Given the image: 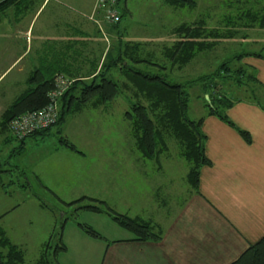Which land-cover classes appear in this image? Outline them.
<instances>
[{
	"label": "rangeland",
	"instance_id": "rangeland-1",
	"mask_svg": "<svg viewBox=\"0 0 264 264\" xmlns=\"http://www.w3.org/2000/svg\"><path fill=\"white\" fill-rule=\"evenodd\" d=\"M40 1L31 2L20 14L9 8L7 14L0 15V118L6 106L27 86V77L35 66L62 62V72L71 76V82L80 76L89 80L101 71L107 54L117 52L118 37L126 49L125 60L130 61L131 56L144 58L134 65L180 82L215 71L224 61H229L231 69L242 65L247 54L238 60L233 58L234 53L264 54V26L250 20L252 12H264V0H194L193 5L166 0H120L127 12L121 18L119 32L113 21L97 9V0H49L38 14ZM63 8L65 15L60 13ZM64 18H68L67 31L60 35ZM195 21L202 23L207 33L203 39L214 41L213 44L182 66L172 64L164 52L180 36L172 29L181 22ZM54 29L56 38L51 34ZM46 30L52 36H47ZM62 42L61 51L60 46L53 48ZM246 67L256 74L253 66ZM108 74L118 82L119 94L101 103L94 97L81 103L72 101L59 133L54 124L44 137L28 136L25 150L16 153L17 138L6 142L8 131L0 132V169L11 168L0 172L4 183L0 182V215L6 212L0 216V226L10 240L23 246L24 264H37L36 258L46 242L50 243V256L56 244L66 245L57 246L55 264H99L96 254L114 238L136 234L112 214L146 220L153 227V221H163L171 215L190 190L187 172L192 162L182 153L184 143L166 130V145L159 144L152 157L143 155L136 144L134 121L125 112L132 100L141 101L148 110L150 101L135 94L119 64L111 67ZM232 76L236 78L235 73ZM202 81L186 84L187 114L193 119L205 110L207 90L204 91ZM242 82L245 84L233 78H217L216 89L232 101L247 98L253 81L243 77ZM72 92L79 94V89ZM208 93L215 96L217 92L208 88ZM65 98L67 95L58 98L59 109L67 101ZM149 114L152 116L151 109ZM59 135L73 141L82 152L63 145ZM37 151L38 155L39 151L45 152L46 173L44 169L39 173L32 168ZM81 196L84 197L80 200L66 203ZM87 203L103 209L82 206Z\"/></svg>",
	"mask_w": 264,
	"mask_h": 264
},
{
	"label": "trees",
	"instance_id": "trees-1",
	"mask_svg": "<svg viewBox=\"0 0 264 264\" xmlns=\"http://www.w3.org/2000/svg\"><path fill=\"white\" fill-rule=\"evenodd\" d=\"M35 0H0V15L7 14L9 8H15V12L20 14ZM172 4H188L193 5L194 0H166ZM116 7L118 9V15L113 21V25L119 32L122 16L127 12L125 6L121 5L120 0H116ZM250 20L256 21L258 25L264 26V12L256 13L252 12ZM1 17V16H0ZM122 31V30H121ZM173 32L180 34L179 38L171 45L164 48V52L170 59L172 64L178 63L182 66L189 61L197 52L201 49L209 47L214 41H208L203 39L205 31H203L202 23L195 22H181L172 29ZM216 31H209L213 33ZM216 33H214L215 36ZM121 36V35H119ZM119 44L117 52L112 55L108 53V58L103 62V67L99 73L93 74L89 80L83 79L81 76L73 79L70 86L62 93V98L66 97L67 101L60 105L59 114L54 123L47 127L35 129L24 136L18 137L12 133L9 128V121L29 110L39 108L46 104L49 99V91L55 86V75L62 73L67 77H71L62 72L65 66L62 62L52 64L44 62L42 65L35 66L33 71L27 77V86L23 88L6 106L3 110L0 118L1 131H8V137L5 141H11L13 138H17L19 143L15 146L16 153H20L25 149L26 137H44L49 133V129L52 125L58 126L57 132L61 131V124L65 119V114L69 111L72 101L85 102L86 100L94 97L97 102H107L116 97L120 92L119 84L116 80L111 78L108 71L111 67L119 64L121 72L127 77V80L131 82L134 87L135 94L144 95L150 101L149 110L152 111V116L149 114L148 106L143 104L139 100L130 101V109L126 110V115L132 118L136 128V144L139 150L146 157H152L158 145L165 146V134L164 131L174 133L184 143L182 153L192 162V167L187 172L188 181L192 187H196L198 183V173L201 164L208 162V158L204 153V137L205 134L200 128L202 116L193 119L187 114V107L189 101V92L186 88L187 83H193L203 80L202 83L204 91H206V102L204 106L207 112L216 114L221 119L227 121L231 125L234 123L226 115L224 109L226 106H230L233 101L226 96L225 93L217 91L218 83L217 78L220 80L226 78H233L237 83L245 84L242 82V78L246 81H253L247 91L249 95L247 97L252 98L254 101L263 103L264 100V84L259 81L254 71L248 72L247 65H239L238 67L231 69L227 62L224 61L219 64L215 71L208 74L200 75L194 79H187L185 82L171 80L165 74L160 72H151L142 68L136 67L135 62L145 60L131 56L130 61L124 59L125 47L120 45L121 37H118ZM63 53V51H62ZM244 54H253L264 57L262 52H238L234 53L233 58L241 59ZM62 55V54H61ZM158 66L164 67L163 64L157 63ZM236 74V78L233 75ZM246 74V75H245ZM86 75V74H85ZM242 77V78H240ZM208 88L214 90L215 96L208 93ZM79 89V94H74L72 91ZM209 94V95H208ZM208 95V96H207ZM238 132L244 137L246 141L250 140V133L237 127ZM58 140L65 146L72 148L78 152L81 150L71 141L64 137H58ZM82 152V151H81ZM8 161V160H7ZM16 167L17 164H14ZM13 168V167H12ZM17 168V167H16ZM0 169L2 170H10ZM0 181L4 185L0 175ZM84 196L78 197L71 201H67L69 204L73 201L80 200ZM82 206L89 207L94 210H102L103 208L95 203H87ZM110 209V208H109ZM3 213H1L2 215ZM0 215V216H1ZM119 223L135 231L137 238H144L152 235V227L149 221L139 220L136 217L129 216L127 214H112ZM63 222H61L62 226ZM87 231L93 232L96 235H100L97 231L87 229ZM92 233V234H93ZM50 243L46 242L36 258L37 264H55L54 253L57 250V246L65 248V243L56 244L53 248V256H50L49 246ZM25 263V250L20 244L13 242L6 235V231L0 226V264H24ZM58 264V263H57ZM228 264H264V235L258 240L249 243L248 246L232 261Z\"/></svg>",
	"mask_w": 264,
	"mask_h": 264
},
{
	"label": "crops",
	"instance_id": "crops-1",
	"mask_svg": "<svg viewBox=\"0 0 264 264\" xmlns=\"http://www.w3.org/2000/svg\"><path fill=\"white\" fill-rule=\"evenodd\" d=\"M41 1L38 14L49 3ZM60 11L65 15L64 8ZM65 20L60 35L67 31L68 18ZM54 33L56 29L51 31L56 38ZM62 45L53 48L60 46L61 51ZM242 60L255 68L256 77L264 84V57L247 54ZM242 97L224 109L234 125L207 112L206 107L199 115L203 117L200 128L209 161L199 167L197 186L187 190L171 215L153 221L152 235L114 238L96 254L99 264H228L264 235V100L261 104ZM236 126L250 133L249 141ZM35 160L32 168L46 173L45 152L38 155L37 151Z\"/></svg>",
	"mask_w": 264,
	"mask_h": 264
},
{
	"label": "built area",
	"instance_id": "built-area-1",
	"mask_svg": "<svg viewBox=\"0 0 264 264\" xmlns=\"http://www.w3.org/2000/svg\"><path fill=\"white\" fill-rule=\"evenodd\" d=\"M97 9L107 19H115L118 13L116 0H97ZM71 84V79L62 73L55 75V86L48 95L49 99L43 106L23 112L9 121V128L18 137L27 133L51 125L59 114L58 98Z\"/></svg>",
	"mask_w": 264,
	"mask_h": 264
}]
</instances>
